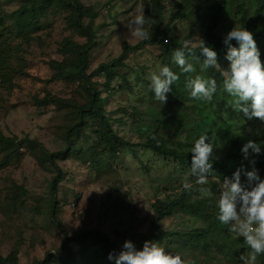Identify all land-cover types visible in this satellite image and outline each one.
<instances>
[{
    "label": "rangeland",
    "instance_id": "374dc122",
    "mask_svg": "<svg viewBox=\"0 0 264 264\" xmlns=\"http://www.w3.org/2000/svg\"><path fill=\"white\" fill-rule=\"evenodd\" d=\"M27 1L0 0V50L7 54L10 71L5 79L0 73V133L38 140L52 152L64 151L68 145L63 136L64 127L80 120L79 113L89 102V95L79 81L58 79V66L77 58L78 53L69 51V45L85 43L88 33L71 26L72 9H62L59 0H46L34 9L21 10ZM79 1L89 10L85 21L94 28L98 42L90 52L87 75L101 93L112 128L133 145L121 148L116 157L111 156L95 132L97 123L90 119L82 130L73 132L71 153L56 159L63 177L58 186L55 214L51 206V182L57 175L56 168L40 165L25 147L21 149V157H9L6 149L0 147V256L10 261L9 264H40L50 253H63L66 232L98 229L117 239L119 244L132 235L148 232L157 216L156 206L177 199L185 190L183 184L191 167V160L167 158L144 147L154 126L164 115L177 120L164 126L162 132L164 138L173 142L172 146L187 136H194L195 140L206 133L198 125L200 115L190 108L181 105L167 110L169 104L175 103V93L167 94L165 104L154 99L149 89L150 76L158 65L165 64L159 44H146L132 51L124 63L118 62L124 43L136 45L142 41L130 35L127 23L142 8L145 13L147 0ZM219 1L160 0L161 24H146V28L151 37L163 36L168 30V39L177 36L192 46L197 42L196 37L203 38L208 15ZM94 13L96 16L92 17ZM236 22L234 13L223 14L217 33L225 36L226 27L230 24L238 27ZM9 34L11 42L8 43ZM190 62L194 72L202 69L203 63L194 55ZM112 63L119 66L110 68ZM228 63L224 58L220 64L226 68ZM171 67L180 72L172 57ZM67 68L66 71H71L73 66L69 64ZM106 73L112 74L111 80ZM182 75L186 81L188 76ZM48 92L49 100L55 96L72 101L75 106L71 109L55 102L39 106L35 98H43ZM219 93L225 99L230 98L223 91L222 83ZM229 107L233 109L227 102L215 105L223 115L220 129L228 128V134L214 135L221 143L237 139L242 124L228 117ZM183 110L186 115L180 116ZM188 119L191 124L183 132H176L178 120ZM244 144L238 142L236 147ZM225 147L217 159L225 158V152L230 150L229 144ZM91 154H95V161L91 160ZM239 167L238 164L229 166L227 172L214 170L209 183L203 186L209 191H200L201 186L194 184L188 201L209 199L205 219L176 211L159 224L160 232H176L208 228L216 220L211 231L201 237L202 241L176 235L156 241L163 242L166 250L180 253L188 264H242L241 254L247 256L250 250H236L242 245V237L229 232L228 226L216 219L219 182L231 177ZM20 187L25 193L17 200L13 193ZM72 249L76 255L71 264H112L102 257V250L98 252V246L82 249L73 243ZM261 258V255L257 258V264Z\"/></svg>",
    "mask_w": 264,
    "mask_h": 264
},
{
    "label": "trees",
    "instance_id": "16d2710c",
    "mask_svg": "<svg viewBox=\"0 0 264 264\" xmlns=\"http://www.w3.org/2000/svg\"><path fill=\"white\" fill-rule=\"evenodd\" d=\"M44 1L46 0H28L20 7V9H34ZM59 5L62 9H72L73 15L71 14L72 19H70L71 26L73 28L86 31V33H88V39L83 44L76 45V43H71L69 45V51L78 53V56L75 60H71L70 63L61 62L60 66H58L59 71L57 78L79 81V85L81 86V88L84 87L85 91L89 95V102L82 107L79 113V121H72L71 124L68 123L65 125L63 136L68 141V145L64 151L52 152L38 140L30 139L27 137L19 138L17 136L7 137L4 134L0 133V147L6 149L9 157H14L15 155L17 157H21L23 155L21 149L25 147L35 157L40 165L47 166L49 164L56 168L57 175L52 179L51 182V206L53 214H55L56 212L55 207L57 205L56 196L58 193V186L63 177V172L59 168V165L56 163V159L66 158L71 153V150L74 146V140L73 138H71V134H73V132H75L76 130H82L85 125L89 124L90 120L96 122L97 126L95 127V132L100 138V143L102 144L103 148H105L104 150H108V153L113 157L117 156L121 148L130 147L133 145L131 142L119 136L112 128L110 120L105 114V105L101 93L92 82L90 75H87L90 52L98 43L94 28L85 21V16L89 13V10L86 9L79 0H59ZM233 5L234 9L232 8ZM225 13H234L237 19L236 23L239 24L238 27L245 26L247 29L253 31L254 39L256 40L257 46L261 52V61L262 63H264V0H220L219 3L214 5L213 10L208 15V26L206 32L203 34V38L209 46L213 47L217 51L220 63L223 62V59L225 57L226 47L223 44L224 36L218 34L217 29L218 23ZM145 15L146 18H151L152 25H160L163 19L160 0H147ZM1 16L2 13H0V17ZM91 16H96V13ZM233 27V24L228 25L226 27V31H230ZM0 31H2L1 26ZM158 31L159 30H157L156 32ZM163 33V36L155 34L150 39L142 40L136 45L124 43L123 52L118 58L119 64L124 63L125 59L132 51L140 49L146 44H159L162 49L164 63L171 67V57L173 52L177 48L182 47L184 43L181 42L177 36H173L171 39H168V30ZM7 42H11L10 34L7 36ZM233 45H235V41H233ZM189 48L191 49L192 46H189ZM198 55L199 51L197 48L194 57L198 62L203 63V57H199V59H197ZM6 57L7 54H5L4 50H0V73L4 79L10 74V71L7 70V67L9 66V60H7ZM69 64L73 66V69L71 71H66ZM119 64L112 63L110 68H115L119 66ZM204 72L206 74H204ZM195 73L203 75L205 76V78L213 77L217 80L218 91L213 100L211 102L192 100L189 97L188 92L185 91V78L182 75L180 76V79L172 86L171 93L176 94L175 96H173L175 103L171 104L172 106H170L169 104L167 110H171L173 107H181V105H183L193 110L194 113L200 115V122H198V125L204 131L211 133L209 136L212 137L213 143L217 148L214 153L216 157H219L221 155V151H225L227 149L225 146L229 144L230 150L228 152H225V158L223 160L216 159L214 161L213 169L215 171L227 172L229 166H235L236 164H238L239 166H244L248 170H251L253 165L249 163V160L244 158L241 152L242 146L236 147V145L238 144V142H242L244 144L249 140L264 142V122L260 121L259 118L247 120L243 117L242 113L236 112L229 107L226 110L228 117H234L236 121H241L242 123L239 130V137L235 140L229 141L228 143H221L216 141L214 135L228 134L226 133V129L228 128L220 129V122L222 121L221 118H223V115L217 108H215V105H221L222 102L229 103L232 98L230 97L228 99H225L224 95L219 93L223 77L217 70L212 68L200 69V71L189 73L186 75L188 77L195 76ZM106 76L109 80L112 79V74L106 73ZM49 93L50 92H48L43 98H35V101L39 106H46L52 102H55L62 107H70L71 109H73V107L75 106L72 101H68L67 99L55 96H53L54 98H51V100H49ZM182 115H186L184 110L180 112V116ZM164 116H161L162 118L154 126L153 133L144 147L151 149L154 153L160 156H166L167 158H173L182 161L191 160V147H186L185 145L193 143L194 136H187L185 140L177 141V143H175V146H172L173 142L170 139L164 138L162 132L164 126L166 127L169 125V123H173L177 120L172 116ZM190 121V119L185 121L178 120L176 132H183L184 129H186L191 124ZM230 122L233 123L232 121ZM182 126L183 129L180 128ZM91 155V160L95 161V154ZM254 166L259 170V174L261 175V177L264 178V154L255 156ZM193 191V189L191 191L183 190L177 199L172 200L169 203L156 206L157 216L153 221L149 231L146 233L132 235L130 237L129 240L134 243L135 247L137 249L142 248L143 243L146 240H161L173 235L181 237L189 236L190 238L202 241L201 237H205V235L211 231L212 227L216 224V220H214V224L212 223V225H210V227L208 228H193L176 232L158 231L159 224L176 211L196 215L197 217L204 219L206 218V216H208L206 212V205H208L209 199H201L195 202L188 201V199L192 197ZM21 193H25L23 187L18 188L16 193H13V198L20 200L19 195ZM73 243L79 244L82 249H89L92 246H98V252L102 250V257L105 260H108L107 257L110 252L118 254L122 250V246L124 244H119L117 239H111L108 234L98 229H87L84 231H77L72 234H68L66 232L64 247H62L63 253H50L42 262L40 261V264H48L51 261H55L59 264H71L75 261L76 255L72 249ZM238 249H240L241 251H245L248 249L243 240L241 247H236V250ZM261 256L262 258L259 264H264V254H262ZM9 262H7L6 259L0 256V264H9Z\"/></svg>",
    "mask_w": 264,
    "mask_h": 264
},
{
    "label": "clouds",
    "instance_id": "9594fccd",
    "mask_svg": "<svg viewBox=\"0 0 264 264\" xmlns=\"http://www.w3.org/2000/svg\"><path fill=\"white\" fill-rule=\"evenodd\" d=\"M146 24H151V18H146L142 8L140 14L129 18L127 28L131 36L148 40L152 34ZM196 38L197 42L191 49L190 42L185 41L172 54L173 63L180 69L179 73L167 64L158 65L157 70L151 73L149 89L154 99L165 104L167 94L180 79V73L195 71L190 57L196 54L198 48L197 59L203 57L202 69L212 68L222 75L223 91L232 98L229 106L242 113L247 120L259 118L264 122V63L253 31L245 26H234L224 36V58L229 62L226 68L221 66L217 51L204 38ZM185 88L192 100L211 102L217 94L218 83L213 77L205 78L197 74L187 78ZM216 149L207 132L194 140L190 148L192 159L189 176L183 184L185 190L191 191L195 184L201 186L200 191H209L203 186L209 183V178L214 174ZM241 152L253 167L248 170L241 166L231 177H224L219 182L216 219L228 226L229 232L242 237L250 250L247 256L241 254L239 259L242 264H257V258L264 254V178L254 165L255 156L264 154V142L249 140L242 146ZM166 249L167 246L161 241L146 240L142 249H137L131 240H126L122 250L118 254L110 252L107 259L112 264H188L180 253Z\"/></svg>",
    "mask_w": 264,
    "mask_h": 264
}]
</instances>
